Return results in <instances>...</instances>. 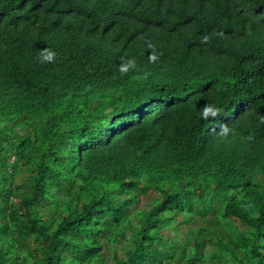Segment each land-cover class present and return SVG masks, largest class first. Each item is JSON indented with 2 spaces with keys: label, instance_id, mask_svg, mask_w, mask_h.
<instances>
[{
  "label": "trees",
  "instance_id": "trees-1",
  "mask_svg": "<svg viewBox=\"0 0 264 264\" xmlns=\"http://www.w3.org/2000/svg\"><path fill=\"white\" fill-rule=\"evenodd\" d=\"M0 16V264H264V205L220 209L209 189L264 171V0H0ZM188 67L234 77L189 98Z\"/></svg>",
  "mask_w": 264,
  "mask_h": 264
},
{
  "label": "clouds",
  "instance_id": "clouds-1",
  "mask_svg": "<svg viewBox=\"0 0 264 264\" xmlns=\"http://www.w3.org/2000/svg\"><path fill=\"white\" fill-rule=\"evenodd\" d=\"M147 47L151 49L149 52V62L155 63L159 60V56L156 54L155 46L151 43L147 44ZM39 59L41 63H54L57 59V53L51 48L45 47L41 49ZM137 68V62L135 58H125L121 57V62L119 64V71L121 75H127L130 71ZM209 73H200L194 74V70L192 67H188L183 71L184 79L177 80L178 87L185 86L187 95L189 98H192V94H195V98L199 99H209L213 97H217L220 93H222L223 86L229 83L234 75L230 73L222 79V76L218 74L207 76ZM222 114H225V109L214 105L213 103H205L201 109V118L206 121H214L218 120ZM258 124L264 125V115H260L258 117ZM233 125V124H232ZM229 126L228 124H220L219 130L215 127L210 129V132L220 137L223 140H227L230 136L235 135V129L233 126ZM254 137L249 135L247 140L252 141ZM240 180L235 182L234 185H227L221 188H227L229 186H234L229 188L231 191L230 197L222 198L216 196L217 203L216 206L222 209V206H226V203L233 200H239L243 198L247 202L253 203V205H257L263 208L264 205V171L253 172L251 170L244 171L239 173L238 175ZM214 187L216 185L211 184ZM219 188V187H217ZM252 217H257V214L254 213ZM234 227L237 230H247L251 229L249 226L242 225L240 220L236 217L234 218Z\"/></svg>",
  "mask_w": 264,
  "mask_h": 264
},
{
  "label": "rangeland",
  "instance_id": "rangeland-1",
  "mask_svg": "<svg viewBox=\"0 0 264 264\" xmlns=\"http://www.w3.org/2000/svg\"><path fill=\"white\" fill-rule=\"evenodd\" d=\"M4 17L0 16V21H3ZM234 187V186H229L227 188H217L209 184V189L212 191V197L218 196L222 198H227L230 197L231 191L229 188Z\"/></svg>",
  "mask_w": 264,
  "mask_h": 264
}]
</instances>
